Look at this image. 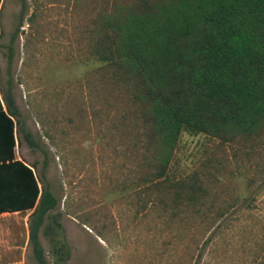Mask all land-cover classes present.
I'll return each mask as SVG.
<instances>
[{
    "label": "trees",
    "instance_id": "16d2710c",
    "mask_svg": "<svg viewBox=\"0 0 264 264\" xmlns=\"http://www.w3.org/2000/svg\"><path fill=\"white\" fill-rule=\"evenodd\" d=\"M89 22L82 64L94 68L115 108L133 187L171 221L216 227L235 206L217 209L213 175L237 170L250 186L246 169L264 174V0H96ZM187 135L216 143L190 172L177 159ZM21 141L38 145L10 91L0 89V213L34 210L44 219L60 201L46 163L38 172L17 160ZM223 148L234 170L217 156ZM49 245L55 263L67 264L63 238ZM35 251L44 258V249Z\"/></svg>",
    "mask_w": 264,
    "mask_h": 264
},
{
    "label": "rangeland",
    "instance_id": "374dc122",
    "mask_svg": "<svg viewBox=\"0 0 264 264\" xmlns=\"http://www.w3.org/2000/svg\"><path fill=\"white\" fill-rule=\"evenodd\" d=\"M95 2L4 0L0 12V89L38 141L33 148L23 141L22 153L38 172L47 165L45 180L64 212L67 264H264V174L246 169L250 186L237 170L213 175L217 209L235 206L216 227L171 221L162 207L143 203L115 108L94 68L82 64ZM213 148L187 135L177 159L190 172ZM227 151L217 156L234 170Z\"/></svg>",
    "mask_w": 264,
    "mask_h": 264
},
{
    "label": "crops",
    "instance_id": "0c3cea01",
    "mask_svg": "<svg viewBox=\"0 0 264 264\" xmlns=\"http://www.w3.org/2000/svg\"><path fill=\"white\" fill-rule=\"evenodd\" d=\"M23 151L26 152V149L23 148L21 141L15 148L16 158L32 168L31 166L35 164L26 156L23 157ZM34 212L29 210L0 213V264H53L52 259L46 256L43 259L38 257L35 250L50 248V241L62 239L64 212L55 210L45 214L44 219ZM49 216H59V218L49 219ZM49 227L56 232L49 234ZM31 250H33L32 256Z\"/></svg>",
    "mask_w": 264,
    "mask_h": 264
}]
</instances>
